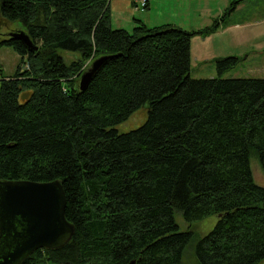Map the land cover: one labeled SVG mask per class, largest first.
<instances>
[{
	"label": "trees",
	"instance_id": "trees-1",
	"mask_svg": "<svg viewBox=\"0 0 264 264\" xmlns=\"http://www.w3.org/2000/svg\"><path fill=\"white\" fill-rule=\"evenodd\" d=\"M244 1L198 30L140 18L128 30L112 27L110 0H0V16L38 46L0 40L20 56L12 75L0 67V180H59L75 228L21 264H184L190 245L196 264L264 263V186L250 166L253 155L264 174V77H222L234 55L216 58L217 76H190L192 35ZM144 105L145 121L118 132ZM211 215L198 235L193 224Z\"/></svg>",
	"mask_w": 264,
	"mask_h": 264
},
{
	"label": "rangeland",
	"instance_id": "rangeland-1",
	"mask_svg": "<svg viewBox=\"0 0 264 264\" xmlns=\"http://www.w3.org/2000/svg\"><path fill=\"white\" fill-rule=\"evenodd\" d=\"M149 9L141 12L133 10V14L115 10L111 18L113 28L130 30L133 18L142 19L148 26L172 23L188 30H198L208 26L213 19L220 16L227 7V0H149ZM123 17V18H121ZM251 24V25H250ZM21 29L18 22H7L0 16V40L7 38L10 32ZM24 31V30H23ZM69 62L75 56L61 52ZM240 55L242 58L235 67L225 71L222 77H264V0H249L238 5L228 15L226 22L216 31L206 35L195 34L190 42V76L207 78L218 75L215 60L219 57ZM20 60V56L8 46H0V67L5 75H12ZM27 67L26 64L23 65ZM22 66V67H23ZM146 105L136 109L125 121L117 124L118 132H127L139 127L146 119ZM250 166L255 183L264 186V174L255 156L250 157ZM180 230L187 229V224L176 214ZM217 220L211 215L193 224L198 235H204ZM184 264H196L192 245L187 247L183 255ZM264 264V263H257Z\"/></svg>",
	"mask_w": 264,
	"mask_h": 264
},
{
	"label": "water",
	"instance_id": "water-1",
	"mask_svg": "<svg viewBox=\"0 0 264 264\" xmlns=\"http://www.w3.org/2000/svg\"><path fill=\"white\" fill-rule=\"evenodd\" d=\"M28 51L38 46L23 30L10 32ZM107 56L95 58L79 79L83 90ZM66 198L59 180H0V264H21L38 248L63 247L74 234L65 218Z\"/></svg>",
	"mask_w": 264,
	"mask_h": 264
},
{
	"label": "crops",
	"instance_id": "crops-1",
	"mask_svg": "<svg viewBox=\"0 0 264 264\" xmlns=\"http://www.w3.org/2000/svg\"><path fill=\"white\" fill-rule=\"evenodd\" d=\"M138 1H140V0H110L109 3H110V9H111V18L113 17V13L115 10H117V11L123 10V11L128 12L129 14H133L132 9L133 10L139 9L137 11H140L141 9L137 7ZM149 5L150 4H149V0H148V7H145L143 10H141V12L145 11L146 9H149ZM121 18H123V17H121Z\"/></svg>",
	"mask_w": 264,
	"mask_h": 264
},
{
	"label": "built area",
	"instance_id": "built-area-1",
	"mask_svg": "<svg viewBox=\"0 0 264 264\" xmlns=\"http://www.w3.org/2000/svg\"><path fill=\"white\" fill-rule=\"evenodd\" d=\"M143 4H144V1L141 2V5H143Z\"/></svg>",
	"mask_w": 264,
	"mask_h": 264
},
{
	"label": "flooded vegetation",
	"instance_id": "flooded-vegetation-1",
	"mask_svg": "<svg viewBox=\"0 0 264 264\" xmlns=\"http://www.w3.org/2000/svg\"><path fill=\"white\" fill-rule=\"evenodd\" d=\"M7 37H9V34H7Z\"/></svg>",
	"mask_w": 264,
	"mask_h": 264
}]
</instances>
